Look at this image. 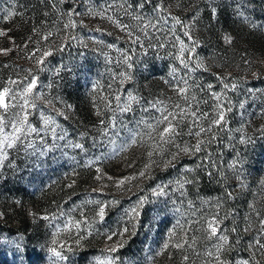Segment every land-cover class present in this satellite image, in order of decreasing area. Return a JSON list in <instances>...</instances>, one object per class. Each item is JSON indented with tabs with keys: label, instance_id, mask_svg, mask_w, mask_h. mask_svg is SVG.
Masks as SVG:
<instances>
[{
	"label": "rangeland",
	"instance_id": "1",
	"mask_svg": "<svg viewBox=\"0 0 264 264\" xmlns=\"http://www.w3.org/2000/svg\"><path fill=\"white\" fill-rule=\"evenodd\" d=\"M137 2L0 0V31L6 33L0 36V49H11L6 55L0 52V86L10 78L35 76L34 92L43 97L36 101L38 108L53 115L58 132L65 134L64 140H54L51 133H41L43 140L34 135L33 148L10 149L0 166V264H49L48 248L53 239L57 246L72 247L70 252L63 249L69 258L65 264H93L94 258H104L105 248L121 239L114 237L110 242L104 234L123 228L128 219L125 211L142 197L146 201L138 209L136 227L128 225L123 247L111 254L118 257L117 264H216L207 252L218 241L208 239L203 231L205 220L213 215L220 220V232L229 237V245L221 253L226 264L244 259L250 264H264V252L248 247L258 235L259 220L264 218V0H162L165 11L159 15L168 16L167 22H162L159 32L149 29L150 36L142 37L143 48H133L105 13L134 25L136 21L125 16L121 6L131 4L135 9ZM159 3L161 0H152L134 14L155 21L154 8ZM213 7L217 9L215 16ZM9 11L15 14L4 19ZM73 11L80 14L73 16L76 26L64 29ZM171 17L188 26L191 41L181 24L173 31ZM49 31L53 35L42 40ZM179 40L189 49L192 41L196 42L195 51H185L184 58L191 56L193 68L201 64L188 74L190 94L201 101L200 110L211 113V92L226 91L221 99L226 105L230 100L232 111L226 114V126L213 128L216 139L207 148L195 156L181 153L168 164L176 148L165 145L156 149L150 135L156 138L162 128L149 130L145 122L154 124L160 117L151 107L155 101L169 106V111L172 105L184 103L173 89L175 78L184 77L187 71L176 59ZM149 43L156 46L149 47ZM161 43L163 47L158 46ZM49 48L53 54L42 66L29 58L36 49H40L38 57ZM117 49L128 50L131 68L118 62ZM173 68L178 72L173 74ZM121 72L131 79L119 77ZM224 83H236L237 87L223 90ZM209 84L213 86L211 92ZM129 94L139 102L129 101ZM125 102L131 103V111L120 112L117 105L122 107ZM251 117H259V122L251 126ZM29 121L42 127L39 111L33 112ZM202 123L206 127L208 121ZM183 131L176 143L195 144L196 138L186 135L187 125ZM133 136L136 143H132ZM241 137L250 138V142L241 143ZM201 138L211 139V134ZM77 143L83 149L73 147ZM114 147L123 150L114 151ZM208 153L214 166L204 159ZM89 161L93 163L89 165ZM202 161L207 167H197ZM235 161L239 164L234 170L230 165ZM97 168L100 180L96 179ZM202 177L205 183L216 181L219 189L201 186ZM182 178L193 181L185 185L184 195L174 183ZM121 180L124 184L117 187ZM158 185L168 186L166 195H153ZM91 201L109 202L103 221L96 218L98 205ZM69 219L86 223L80 225L79 233L75 227L64 231ZM233 227L237 232L231 231ZM80 234L85 239L76 246ZM21 237L20 249L8 243ZM181 239L192 246L174 247ZM165 244L169 246L165 248Z\"/></svg>",
	"mask_w": 264,
	"mask_h": 264
},
{
	"label": "snow or ice",
	"instance_id": "2",
	"mask_svg": "<svg viewBox=\"0 0 264 264\" xmlns=\"http://www.w3.org/2000/svg\"><path fill=\"white\" fill-rule=\"evenodd\" d=\"M152 0H138L137 4L135 5V9L131 4H129L126 8L121 6L123 14L125 16L130 17L131 19L135 20L136 23L134 25L129 24H123L118 19H114L111 15H106V18L110 21H112L122 32H124L127 36L128 42L133 46V48L136 45H139L141 48L144 47V42L142 40V37L147 39L150 36L149 29H151L153 32H159L160 26L162 22H167L168 16H161L159 15L163 11H165L163 7V2L161 0V3L157 4L154 8V11L157 13V18L155 21L152 17H145L142 14H134L136 12V9L143 10L146 4H151ZM55 7V4L52 5ZM112 6L110 5L109 8ZM212 14L215 16L217 9L213 7L211 9ZM15 13L12 11H9L7 13V16L4 17V19H8L12 17ZM80 15L78 12L73 11L72 13L68 14V22L63 25L64 29L74 28L76 26V21L73 19V16ZM171 14H169L170 16ZM171 20L173 21L172 28L173 31L175 29V26L177 24H181L185 30L184 35L189 38V40H192L191 34L188 30V26L183 25L182 21L179 20L177 17H171ZM34 33H38L37 29H33ZM6 35L5 32L0 31V36ZM53 33L51 31L47 32L46 34L41 36L42 40H48L50 36H52ZM67 39H75V37H68ZM178 39V38H177ZM227 41L230 42V37L225 38ZM193 47L188 48V45L184 43L183 40H179V55L176 56V59L179 60L180 65L183 66V69L187 70L184 77H178L175 78V84L173 85V89L176 92L177 96L180 100H182L184 103H176L171 106V110L169 111V106L162 105L160 101H155L151 104L152 108H156L157 111L160 113L159 119L155 121V123H146V127L149 130L155 131L156 129H161L157 133V137L153 138L150 135L151 139L155 140V148L156 149H162L165 145H171L176 148L175 153H171V160H169L167 163L171 164L172 161L177 159L179 154L183 153L185 155H192L195 156L196 154L202 152L207 146L214 142L216 139V134L213 133V128H223L227 124L226 120V114L232 111V106L230 100L227 102V105L222 101L221 97L224 95L226 97V91L225 92H211L212 85H207V89L211 92V98L214 101L212 112H202L199 108V104L201 101H198L196 96L191 93L192 86L189 84V75L191 72L195 71L196 69L201 67L200 63H197L195 65V68L190 66V60L191 56L188 57V59L184 58L185 51L188 52H194L195 51V45L196 42L192 41ZM87 46V45H85ZM149 47H154L156 45H152L149 43ZM159 47H163L164 44H158ZM64 47V44L62 43L60 45V49L62 50ZM109 47H113L112 45H109ZM11 51V49H0V52H3L5 55ZM117 51L120 53V60L118 62L123 63L128 68L132 67V56L128 54L127 49H117ZM36 52H40V49H36ZM36 52L32 54L30 59H34L37 65L42 66L45 63V58L53 54V49L49 48L47 50H44L40 56H36ZM31 72V70H29ZM173 74L178 72L177 68L172 69ZM121 78L131 79L130 76H128L126 73L121 72L118 74ZM223 79V78H220ZM16 85V88H13L12 86ZM37 87V79L35 76H32L30 79L29 77H24L23 80H13L9 79L7 84L0 86V166H3L4 161L8 158V151L10 149H14L18 146H24L26 148H33L35 141L32 139V137L38 136L41 140L44 139L43 136H41V133H44L47 135L48 133H51V136L54 140H64L65 134L60 131L58 132V127L55 117L51 114H45L43 110H40L38 108V105L36 101L43 99L42 95L40 93H35L34 90ZM237 87L236 83H224L223 84V90L232 89L235 90ZM201 91H204V89H200ZM117 102L120 101V97L116 96ZM129 101H136L139 102L138 99L131 94H129L128 97ZM203 103L207 104V101H202ZM49 103H51L49 101ZM157 105H160L159 108H157ZM70 107V105L68 106ZM118 110L120 112H128L131 111V103L125 102L124 105L121 107L118 103L117 105ZM240 107L243 108L244 104L241 103ZM39 111L40 119L42 122V127L38 128L34 126L29 121V116L35 112ZM57 115H63V112H57ZM208 121L207 126L205 127L202 123V121ZM104 122L101 121V124ZM187 125V132L186 135L190 137L196 138L195 144H188L185 143L183 146L179 143H176V140L184 135L183 127ZM115 127V124L112 125ZM107 131V129H105ZM262 135H264V129L261 130ZM209 134H211V139H204L201 138L207 137ZM241 143L250 142V138L241 137L240 140ZM132 143H136V137L133 136ZM55 145H53L54 147ZM73 147L83 149V145L81 144H74ZM123 149H117L114 147V151H122ZM153 153L150 151L149 156H151ZM211 153H208L207 156L204 157L205 160H208L209 164H212L214 166V161L211 160ZM89 165L93 163V161L88 162ZM239 161L233 162V164L230 165L232 169H236L238 167ZM167 166V165H166ZM147 167V166H146ZM197 167H207L201 162L200 165H197ZM98 175L96 177L97 180H100L102 176L100 175V169H96ZM186 171H191V169H186ZM141 176L144 175L143 172L140 173ZM209 175L211 176L212 173L209 172ZM128 179V178H125ZM192 180L188 179H179L176 180L174 183L177 186V190H180L181 195H184V188L186 184L192 183ZM172 183V182H170ZM124 184V181H118L117 187H121ZM71 186V185H69ZM168 186L166 185H158L157 188L153 189V195L160 196V195H166ZM93 191H96L95 189ZM228 197L231 198V193H227ZM146 201V198L142 197L138 202L137 205L132 207L131 209H128L125 211V216L128 217L127 221L125 222V226L123 228H118L116 231H113L111 233H105L106 239L108 241H113L114 237H120L121 239H117L115 242L111 243V245L103 250L105 253L104 258L100 259L99 257L94 258L93 264H117L118 257H114L111 255L112 253L117 252V250L121 247H123V236L125 233L129 231L128 225L131 224L132 227H136V222L138 221V218L140 216V212L138 211L139 208H142L144 203ZM92 203H95L98 205V211L96 212V218L99 221H103L105 217V208L107 207L109 202H102V201H91ZM189 206L191 207V201H189ZM254 210V209H253ZM179 211V209H177ZM259 215V213H257ZM45 219H48V217H44ZM95 222V221H93ZM82 223H86V220H72L69 219L65 226L64 231H70L72 227H75L77 229V232L80 231V225ZM191 224V221L189 222ZM220 220L217 218L216 215L211 216V218H208L205 220V226H203V231L206 233V236L208 239L216 238L218 241L214 248L207 252L208 257H214L216 264H226L221 259V253L226 250V246L229 245V237L226 234H223L220 232L219 229ZM177 226H179V221H177ZM251 225L249 227H246L244 229L245 232L250 230ZM232 232H237V228L233 227L231 229ZM174 235L175 233H171ZM88 235H92L91 232H88ZM186 235V233H185ZM22 237L19 239H13L8 241V243L14 244L18 249L21 248V242ZM85 239V236L83 234H80L76 238V246H80L81 241ZM195 238L193 237V241ZM264 218L259 220V232L258 235L253 239L251 243H249L248 247L250 249H255L260 252H264ZM185 244H188V241L186 239H181L180 242L176 243L174 247L177 249H183ZM56 239L52 240V246L48 248V252L50 253L49 257V264H65V262L68 261V257L64 254L63 249L67 248V250L70 252L72 251V247L66 245V244H59ZM169 245L165 244L164 247L167 248ZM189 247H191V244H188ZM255 255V252H253V256ZM185 261L188 260V256L185 255L183 258ZM237 264H250V260L244 259L237 262ZM256 264H259L257 261Z\"/></svg>",
	"mask_w": 264,
	"mask_h": 264
},
{
	"label": "trees",
	"instance_id": "3",
	"mask_svg": "<svg viewBox=\"0 0 264 264\" xmlns=\"http://www.w3.org/2000/svg\"><path fill=\"white\" fill-rule=\"evenodd\" d=\"M258 119H259V117H258ZM257 119V117H251L250 118V123H251V126H253V125H255V124H257L258 122H259V120ZM205 181V178L204 177H202L201 178V180H200V185L201 186H212L213 188H218L219 189V187H220V185H216L217 184V182L216 181H213V182H209V183H205L204 182ZM204 184V185H203ZM218 189H215V190H218ZM223 191H225V189L223 190ZM210 193H213V191H211ZM230 234H231V236H233V234H232V232H230Z\"/></svg>",
	"mask_w": 264,
	"mask_h": 264
}]
</instances>
